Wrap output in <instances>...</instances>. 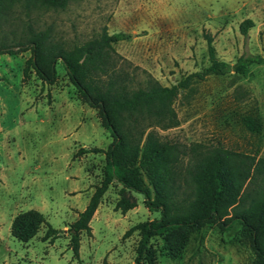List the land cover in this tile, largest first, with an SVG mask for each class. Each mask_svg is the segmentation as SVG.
Wrapping results in <instances>:
<instances>
[{
  "label": "rangeland",
  "instance_id": "obj_1",
  "mask_svg": "<svg viewBox=\"0 0 264 264\" xmlns=\"http://www.w3.org/2000/svg\"><path fill=\"white\" fill-rule=\"evenodd\" d=\"M19 15L50 26L66 46L103 27L127 32L128 38L113 45L138 65L137 78L143 79L145 69L170 86L208 65V34L220 59L234 63L241 55H260L262 61L251 63L246 74L211 73L193 82L173 105L180 123L157 129L184 144H222L264 155V0H69L64 8ZM245 18L253 25L244 34ZM30 55V48L0 53V264H134L138 231L123 234L160 212L143 205L141 193L122 191L115 179L91 217L92 234L80 232L79 256L73 255L68 228L104 176L103 150L112 137L61 59L56 79L48 83L28 64ZM247 114L259 119V132L245 126ZM80 147L102 150L77 153ZM122 195L135 200L125 212L117 206ZM29 208L40 210L59 232L44 239L47 224L41 223L27 241L13 236L14 215ZM248 235L237 222L229 227L212 222L177 230L169 245L154 235L150 245L154 264H251L255 252Z\"/></svg>",
  "mask_w": 264,
  "mask_h": 264
},
{
  "label": "trees",
  "instance_id": "obj_2",
  "mask_svg": "<svg viewBox=\"0 0 264 264\" xmlns=\"http://www.w3.org/2000/svg\"><path fill=\"white\" fill-rule=\"evenodd\" d=\"M68 1L0 0V53L30 48L28 64L48 83L56 79V62L61 59L70 81L97 109L102 125L110 131L112 139L103 150L104 176L68 228L73 255L79 256L80 232L92 234L91 217L115 179L122 191L141 193L143 205L160 212L158 217L133 224L124 232L128 235L138 231L134 264H154L152 236L160 235L169 245L170 236L177 230L198 229L212 222L225 227L236 222L242 225L255 252L251 264H264V155L234 151L222 144H184L170 140L157 129H170L180 123L173 105L180 92L190 93L193 82L211 73L233 70L246 74L251 63L263 58L249 54L241 55L234 63L220 59L208 34L206 67L184 75L171 86L162 84L145 69L139 80L138 65H133L113 45L128 38L127 32L109 33L103 27L98 35L66 46L53 36L50 26H36L19 15H28L33 8H64ZM252 25L253 21L245 18L240 30L245 34ZM242 121L252 132L261 130V122L253 115H244ZM99 150L102 149L80 147L76 152ZM134 201L122 195L117 206L125 212L135 205ZM41 223L47 224L44 239L59 232L35 208L15 214L10 231L27 241Z\"/></svg>",
  "mask_w": 264,
  "mask_h": 264
}]
</instances>
